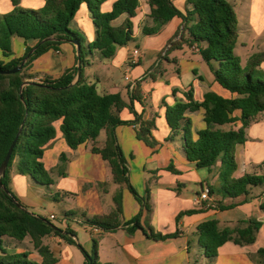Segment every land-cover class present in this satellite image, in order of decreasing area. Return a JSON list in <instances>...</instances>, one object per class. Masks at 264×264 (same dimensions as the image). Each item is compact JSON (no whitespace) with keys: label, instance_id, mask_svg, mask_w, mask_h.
<instances>
[{"label":"trees","instance_id":"obj_1","mask_svg":"<svg viewBox=\"0 0 264 264\" xmlns=\"http://www.w3.org/2000/svg\"><path fill=\"white\" fill-rule=\"evenodd\" d=\"M105 2L46 0L43 7L31 9L21 6L20 0H12L13 9L0 12V71L13 69L27 58L20 71L7 74L0 72V166L22 126L5 175L1 178L4 188L0 184V264H56L57 259L49 246L44 244V238L56 236L68 244L76 243V235L69 226L62 229L45 217L19 208L15 203V200H19L10 188V174L14 166L20 175L30 176L40 185L49 187L54 184L43 158L46 145L56 137L57 123L72 150L92 142V153L99 154L108 162L114 182L125 184L140 203L138 214L123 225L127 227L128 233L133 234L140 229L155 240L178 236V231L161 234L156 233L151 226H147V230L143 228V212L150 211V192L146 190L141 196L132 186L128 164L117 140L116 127L132 125L136 127L139 140L148 146L156 144L152 134L154 119L144 120L142 114L135 111L134 101L140 102L136 87L129 86L130 101L126 102L118 93H98L96 85L87 82L84 77V68L90 63L91 54L98 52L101 58L109 59L114 56L117 47L126 46L134 40L132 18L136 15L139 0H116L107 12L102 9ZM186 2L193 8L182 12L172 0H149L152 25H143L142 34H156L175 17L182 19V28L175 35L178 39L172 40L168 51L183 44L196 47L216 83L230 96L207 92L199 102L194 99L193 92L188 91L185 93L186 101H177L167 108L166 121L173 137L182 135L189 162L197 168L207 169L220 162L219 184L208 187L211 197L218 195L221 199H235L247 196L251 187L264 185V162L259 166L260 173L235 178L236 147L246 142V129L264 113V71L260 68L264 54H255L245 65L242 64L235 52L238 41L237 14L228 0ZM82 4H86L92 13L96 28V37L92 41L73 24ZM122 16H125L124 20L115 24ZM15 37L22 39L26 45L23 57H13ZM31 41L35 42L33 46L28 45ZM74 42L80 47L79 51L76 49L79 55L75 67L55 79L34 80L28 71L35 59L49 50H57L63 43ZM126 108L133 114L132 120L120 118V112ZM199 110H203L206 128L198 130L194 139L192 120L186 117V113ZM238 122L241 125L238 130L214 129L215 126L235 125ZM102 131L106 132V141L103 147H99L97 139ZM63 159L64 155L60 160ZM58 197L59 194L53 195L55 201ZM114 199L116 207L111 213L103 219L83 217V223L97 228L101 233L116 231L121 225L118 221L121 201L119 195ZM231 207L232 204L215 201L213 209ZM191 213L194 211L180 213L176 221ZM63 217L73 220L71 218L77 219V214L68 211ZM260 227L261 223L252 219L240 221L234 228L221 227L216 219L205 220L197 226L199 244L206 256L210 254V257H217L220 247L229 241L237 245L254 243ZM28 238L42 258L40 262L30 258L31 253L28 251L11 253L7 249V241L23 242ZM98 246L99 237L93 235L91 252L83 250L84 264H96ZM257 256L262 258L259 264H264V249H259Z\"/></svg>","mask_w":264,"mask_h":264},{"label":"crops","instance_id":"obj_2","mask_svg":"<svg viewBox=\"0 0 264 264\" xmlns=\"http://www.w3.org/2000/svg\"><path fill=\"white\" fill-rule=\"evenodd\" d=\"M115 1L116 0H106L102 8L103 11H110ZM172 1L182 12L192 10L193 8L186 0ZM228 1L235 9V4L230 0ZM45 3L46 0H34V3L20 0L21 6L31 9L43 7ZM12 9V0H0V12L5 13ZM241 10L242 17L238 23V41L235 52L240 57L242 64L245 65L253 55L264 54V0H243ZM150 13L151 7L149 5V0H139V7L135 17L132 18V22H138V31L140 34H142L143 25H152V20L149 17ZM124 18L125 16L120 17L115 21V24H120ZM73 24L76 28L85 32L89 41L95 39L96 28L93 24L92 13L86 4H82L80 7ZM181 28L182 19L175 17L166 23L158 33L148 36L142 35L146 38L160 33H166L167 36H171L174 34L176 35L177 31ZM176 39H178V37H175V40ZM34 44L35 42L33 41L28 43L29 46H33ZM131 44L137 46L135 42V33L134 40L126 46L117 47L112 58L103 59L99 56L98 52H94L90 55V63L84 68V77L87 82L96 85L98 93H118L126 102L130 101V88L138 85L135 84L132 87L128 76L134 67H139L147 62L146 55L141 54L137 63H131V54L128 52V47ZM25 48L26 45L22 39L17 37L13 39V57L19 58L22 56L25 53ZM187 48L188 60L185 66H183L184 68L181 66L180 62L177 61L175 67H172V69L168 68V71L161 72L152 82L145 80L141 86H138L140 89L138 95L140 97V102L134 101V108L137 113L142 114L144 120L154 119L156 125L152 134L157 133V123L160 124L166 135L168 134L169 136L171 134V129L166 121L167 108L173 106L177 101H186L185 93L188 91H192L194 99L199 102L203 100L207 92H215L224 97L230 96L226 90L216 83L213 73L199 54L198 49L196 47ZM76 57V46L72 43H63L57 50H49L35 59L28 72L34 76L35 81L40 82L45 78L55 79L60 77L66 70L77 65ZM167 63L170 64V62ZM260 68L264 71V59ZM129 86L131 87L129 88ZM154 112L159 114L157 122ZM262 114L264 115V113ZM262 114L257 119H264ZM186 117L192 120L193 136L194 139H196V132L206 128V124L203 120V110L188 112L186 113ZM120 118L128 121L132 120L134 116L130 110L126 108L120 112ZM225 126H234L233 130H238L241 125L238 122L235 125L215 126L214 129L227 131L224 129ZM255 126H257V128L254 130L252 126L247 129L246 142L236 147L237 169L233 175L235 178H240L245 174L261 172L259 166L264 162V121ZM56 127V137L46 145L43 158L46 169L49 170L51 174H53L54 171H56L57 174L56 178H53L54 184L48 187L50 193L47 195L53 198L54 194H59L58 200H53L57 204L63 206V214L72 208H76L78 209V211L75 212L77 218H89L85 212L93 213V215L111 213L116 207L115 199L113 198L111 203L104 204L100 200L99 189L97 187L92 188L94 183H101L109 179L108 170L110 169L111 171L110 165H107L106 161L103 160L99 154L92 153V142H87L77 149L72 150L59 131V123L56 124ZM115 132L119 140L118 142L121 144L122 140L130 144L132 143V145H134L133 143L141 141L137 138L136 127L132 125L118 126ZM104 134L106 136V132L102 131L97 139V146L99 147H103L105 144L106 138L102 145L99 142V138ZM162 140H164V138ZM172 141H178L174 150L177 153L175 159L178 163L179 170L183 173L196 172V177L194 179L186 176L179 179L173 178L172 181L166 183L157 182V185L160 186L157 192L158 194L161 193L160 197L162 196L159 228L161 231L166 230L163 231L162 234H171L178 231V236L166 240H155L149 238L140 229L133 234L128 233L127 227H123V225L138 214L141 206L130 190L127 187H122L119 194L121 214L118 218L121 225L114 232L90 233L89 239L84 242L85 250L89 253L91 252L92 237L94 235L99 237L98 254L100 257H104L105 250L109 249L112 253L118 255L119 261L123 264H167L169 261H178V264H204L205 261L203 257L205 253L203 247L199 244V236L197 233V226L201 222L209 219H216L220 222L221 227L234 228L237 226L238 222L252 219L261 223V227L256 233L255 242L252 244L237 245L233 241H229L220 247L218 253L220 255L222 253V255L225 256L223 258V264H257L255 259L257 258V252L259 249H264V185L251 187L247 196L242 195L235 199H221L218 195L212 196L215 201H223L225 205L232 204V207L229 209L220 210L207 208L205 203L198 205L195 203V198L203 189L216 184L218 174L214 175L213 166L208 170V176H199L198 171L204 168H197L194 163L187 160L182 135L179 134L175 136ZM166 142L167 139L163 144H156L163 147L167 146L165 145L167 144ZM170 152L173 153L172 150ZM62 155H69L71 157L68 163H65L63 166L60 165V157ZM78 160L79 165H75V161ZM67 164H69V166ZM111 177L113 180L112 171ZM10 178V188L11 186L15 187L17 194L15 196L18 198L19 202L28 211L35 213L34 209L42 201L40 196L43 194V186L35 182L30 176L20 175L15 166L11 170ZM181 181H183V184H181ZM193 181L199 189L190 191L189 188L193 186ZM18 183L23 185L24 192L18 190ZM174 183L177 184V195L182 193L180 188L185 190L183 198L180 199V197H177L179 199L175 202L170 201L174 195L172 192L173 189L170 186H173ZM114 184L118 185L115 182ZM140 190H142V188ZM82 196V202H79ZM186 211H194V213L186 216L183 215L176 221L177 214ZM154 212L155 210H153L152 213ZM161 213H166V216H161ZM51 214L53 213H50V215ZM143 216L141 220L143 228L147 226L152 227V224L148 222V216ZM57 218L56 216V219ZM59 220H61L60 228L65 229L69 226V228L74 231L70 225L71 220H66L63 215L59 217ZM153 228L156 229L155 227ZM161 231L159 232L161 233ZM75 240L77 241L76 237ZM9 241L13 244H17L15 241ZM43 242L45 245L49 246V248L52 246V248H59V250L64 249L62 245L72 246V244H68L56 236L46 237ZM30 245L32 250L20 249V246H16L15 250H10L9 247H7V249L11 253L28 251L31 253L30 258L40 262L42 258L34 249L31 242ZM192 248L194 249L193 252L191 250ZM72 256L74 258L69 264L85 263V256L83 253L81 256L77 257L73 252ZM58 263L59 261H57L56 264ZM175 263L177 264V262Z\"/></svg>","mask_w":264,"mask_h":264},{"label":"rangeland","instance_id":"obj_3","mask_svg":"<svg viewBox=\"0 0 264 264\" xmlns=\"http://www.w3.org/2000/svg\"><path fill=\"white\" fill-rule=\"evenodd\" d=\"M28 3H34V0H25ZM235 4V11L237 14V20L238 23L241 20L242 17V10H241V4L243 0H230ZM133 31L135 33V44H131L128 47V52L132 54L133 50L135 48H138L140 51V56L141 54H145L147 58V62L144 65H141L139 67H134L130 74H129V81L131 82V86L133 87L135 84L138 86L142 83H144L145 80H149L152 82V80L156 79L159 74L163 71H168L169 69H172V67L176 66V62L179 61L181 66H185L186 61L188 60V46L187 45H182L181 47L174 48L170 51H168V48L170 46V43L172 40L175 39V34L171 36H167L166 33H160L158 35H154L150 38L144 37L142 34L139 33L138 31V22L134 21L133 22ZM178 41V40H177ZM184 47V48H183ZM127 50V49H126ZM24 54L20 57H23ZM183 59V61H182ZM167 62H170L167 63ZM262 63V62H261ZM184 68V67H183ZM151 74L156 75L155 77H152ZM142 78H145L142 80ZM136 86V93L139 95L140 89L139 87ZM155 113V119L157 122V117L158 113ZM262 116H264L262 114ZM264 119H256L254 120L250 126L247 128L249 129L251 126L253 127V130L257 128L255 126L256 124H259L260 122H263ZM156 125V123H155ZM158 130L157 133L153 134L154 139L156 143H161L163 144L165 140L167 139V146L160 147L157 144H153L151 146L145 145L146 143L138 141L137 143H128L127 141L122 140V144L119 143L123 154L125 156V159L128 164L129 168V179L134 187V189L139 193V195L143 196L145 194L146 190H149L150 192V211L144 210L143 214L144 216H148V222L149 224H152V228L155 227L154 231L156 233H160L159 231V218H160V207L162 206V196L160 197V194H158L157 190L160 188L159 185H157V182L159 183H166L169 181H172L173 178H181V177H190V178H195L196 177V172H188V173H183L182 171L179 170L178 168V163L175 159V155L177 154L176 151L174 150L175 147L177 146L178 141H172L173 137L172 133L168 136L166 135L160 126L159 123H157ZM234 126H225V130L233 129ZM247 129L245 131L246 134V140H247ZM154 131V130H153ZM152 131V133H153ZM117 136V135H116ZM159 137V138H158ZM105 134L102 135L99 138V142L102 145L105 141ZM164 138V140H162ZM118 140V137H117ZM119 141V140H118ZM172 150L173 153L170 151ZM155 151V152H154ZM63 160L61 161V166H63L65 163H68V161L71 159L69 155H64ZM61 159V157H60ZM108 165V163L106 162ZM69 166V164H67ZM75 165H79V160L75 161ZM219 167H220V162L214 165L213 170H214V175H217L219 173ZM109 168V166H108ZM209 169L204 168L198 171L199 176H208L209 175ZM52 178H56L57 174L56 171L53 172ZM108 175L109 179L93 184L92 188H98V192L100 195V200L102 203L107 204L111 203L113 198H115L117 195L120 194L121 188L124 187L126 188L127 186L125 184H114L112 177H111V171L110 169L108 170ZM181 184H183V181H181ZM219 184V175L217 177V182L215 185ZM141 185V187H140ZM43 186V185H42ZM177 184L174 183L173 186H170L173 189L174 195L172 196V199L170 201H177L180 197L183 198V194L185 193V190L180 188L182 190V193L180 195H177L176 189H177ZM18 190L21 192H24V188L22 184H17ZM142 188V190H140ZM12 192L16 194V189L15 187L11 186ZM139 189V190H137ZM199 189V187L196 186V184L193 181V186L189 188L190 191ZM42 193L41 198L42 201L36 208L34 209V212L42 217L47 218L51 223L54 225L61 227V220H59V217L63 215V206L57 204L52 197H49L47 194L50 193L49 189L47 186L42 187ZM176 193V194H175ZM80 197V196H79ZM78 198V197H77ZM83 196L80 199L79 202H82ZM171 204V203H170ZM159 208V210H158ZM91 209V208H90ZM153 210H155L154 213ZM158 210V212H157ZM69 211L76 212L78 209L72 208ZM86 211V210H85ZM91 211V210H90ZM157 212V213H156ZM50 213H53L56 215L58 218L57 219H51L49 217ZM90 219L94 217H99V218H104L107 214H102V215H93V213L90 214L85 212ZM92 215V216H91ZM165 215L161 213V216ZM180 214H177L176 219L178 218ZM143 216V217H144ZM186 216V214H185ZM182 217V216H181ZM71 227L74 229V233L76 235L77 241L75 244H72V246L68 245H62L64 247L63 250H59V248H50L51 252L53 253L54 257L59 261L58 264H69V262L72 261L74 258L72 256V253L74 252L77 257L81 256L83 253L84 248V242L89 239V234L93 233V227L90 225L83 223L82 218H71ZM180 219V218H179ZM152 221V223H151ZM147 230V227L145 228ZM166 231V230H163ZM161 231V234L162 232ZM17 244L11 243V241H7V247H9L10 250H15L16 246H20V249H27V250H32V247L30 245V239H26L23 242H18L15 241ZM62 249V248H61ZM69 250V251H68ZM192 252L194 249H191ZM61 251V252H60ZM99 251V248H98ZM211 255L208 254L207 256L205 255L203 257L204 259V264H223L224 260L223 258L225 256L221 255L218 253L217 257H210ZM257 261V264L262 260L260 256H257L255 258ZM175 262L178 261H169L167 264H176ZM123 264L122 262L119 261L118 255L115 253H112L111 250L107 249L105 250L104 257H100L99 254H97L96 258V264Z\"/></svg>","mask_w":264,"mask_h":264},{"label":"water","instance_id":"obj_4","mask_svg":"<svg viewBox=\"0 0 264 264\" xmlns=\"http://www.w3.org/2000/svg\"><path fill=\"white\" fill-rule=\"evenodd\" d=\"M74 44L77 46L76 49L79 51L80 47L78 46V44L75 43V42H74ZM31 53H32V51L28 54V56H30ZM77 55H79V53H78ZM26 60H27V58H26L25 60H23V62H22L19 66L15 67V68H13V69L6 70V71H0V72H1V73H6V74H7V73H14V72L20 71V70L23 68V66H24V64H25V62H26ZM79 65H80V61H78V66H79ZM75 82H76V80L73 82V84H74ZM21 98H22V97H21ZM21 128H22V126H21ZM21 128H20L18 134L16 135L15 139L13 140L12 144L10 145V147H9V149H8V152H7L5 158H4V160H3V162H2V164H1V166H0V184H1V187H2V188H4V186L2 185L1 178L5 175V171H6V168H7L8 162H9V160H10V157H11V154H12V151H13V148H14V146H15V143H16L17 139H18V136H19V133H20V131H21ZM15 203H16V205H17L19 208H21V209H26V208H25L20 202H18V201L15 200ZM29 212H30V211H29Z\"/></svg>","mask_w":264,"mask_h":264},{"label":"built area","instance_id":"obj_5","mask_svg":"<svg viewBox=\"0 0 264 264\" xmlns=\"http://www.w3.org/2000/svg\"><path fill=\"white\" fill-rule=\"evenodd\" d=\"M140 58V51L138 48H135L131 54V63L135 64ZM195 203L200 205L205 203L207 208L215 207V200L209 195V189L205 188L202 192L195 198ZM51 219H56V216L51 214L49 216ZM99 232L97 228H93V233Z\"/></svg>","mask_w":264,"mask_h":264}]
</instances>
